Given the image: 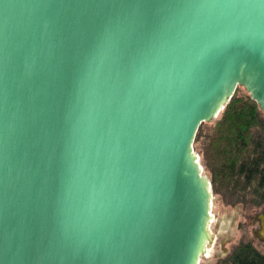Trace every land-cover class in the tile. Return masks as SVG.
Returning a JSON list of instances; mask_svg holds the SVG:
<instances>
[{"label":"water","instance_id":"obj_1","mask_svg":"<svg viewBox=\"0 0 264 264\" xmlns=\"http://www.w3.org/2000/svg\"><path fill=\"white\" fill-rule=\"evenodd\" d=\"M237 88L264 116V0H0V264H198Z\"/></svg>","mask_w":264,"mask_h":264},{"label":"trees","instance_id":"obj_2","mask_svg":"<svg viewBox=\"0 0 264 264\" xmlns=\"http://www.w3.org/2000/svg\"><path fill=\"white\" fill-rule=\"evenodd\" d=\"M207 130L197 129L203 165L233 202L264 204V116L249 95L239 88ZM217 264H264V254L241 243Z\"/></svg>","mask_w":264,"mask_h":264},{"label":"rangeland","instance_id":"obj_3","mask_svg":"<svg viewBox=\"0 0 264 264\" xmlns=\"http://www.w3.org/2000/svg\"><path fill=\"white\" fill-rule=\"evenodd\" d=\"M240 93L248 95L243 88H239ZM210 123H204V129L207 130ZM194 152L198 155L202 173L210 181L211 186V206L210 212L213 215V224L211 232L216 239L215 245L210 244L207 255L201 257L198 264H217L226 259L232 250L241 243H250L259 253L264 254V244L257 242L252 236V230L257 225H252V217L262 209L264 204L256 207L247 202H233L224 193L222 187L214 182L210 171L203 165L199 144ZM224 244V255L219 248V243Z\"/></svg>","mask_w":264,"mask_h":264},{"label":"flooded vegetation","instance_id":"obj_4","mask_svg":"<svg viewBox=\"0 0 264 264\" xmlns=\"http://www.w3.org/2000/svg\"><path fill=\"white\" fill-rule=\"evenodd\" d=\"M211 211V210H210ZM213 221H214V219H213ZM213 221H212V224H213ZM257 225V223H254L253 222V220H252V225ZM258 229V225H257V227L255 228V229H253L252 230V236H253V238L257 241V242H259V243H261V244H264V243H262V242H260L256 237H254V235H253V232L254 231H256ZM210 232H211V227H210ZM214 236L212 235V232L210 233V235H209V237H208V240H209V247H210V244L212 245V247L215 245V243H216V239H214L213 238ZM219 248L221 249V251H222V254L224 255V244L223 243H219Z\"/></svg>","mask_w":264,"mask_h":264},{"label":"bare ground","instance_id":"obj_5","mask_svg":"<svg viewBox=\"0 0 264 264\" xmlns=\"http://www.w3.org/2000/svg\"><path fill=\"white\" fill-rule=\"evenodd\" d=\"M212 221H213V215L210 213V222H209L210 224H209V230H208L209 235L211 233L210 232V227L212 225ZM208 250H209V240H208V236H207L206 239H205V242H204L203 251L200 254V258L204 257L205 255H207Z\"/></svg>","mask_w":264,"mask_h":264}]
</instances>
